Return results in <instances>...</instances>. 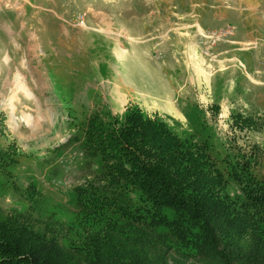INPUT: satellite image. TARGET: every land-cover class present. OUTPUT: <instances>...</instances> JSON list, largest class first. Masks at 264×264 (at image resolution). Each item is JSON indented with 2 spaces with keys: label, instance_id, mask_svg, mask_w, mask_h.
Here are the masks:
<instances>
[{
  "label": "rangeland",
  "instance_id": "rangeland-1",
  "mask_svg": "<svg viewBox=\"0 0 264 264\" xmlns=\"http://www.w3.org/2000/svg\"><path fill=\"white\" fill-rule=\"evenodd\" d=\"M256 3L264 12V0ZM220 4L240 9L252 3L0 0V217L23 212L35 229L47 231L50 222L60 230V240L68 236L75 208L67 190L92 174L75 164L76 144L58 157L56 151L95 111L123 115L138 106L182 135L213 143L221 169L226 151L244 156L242 162L256 156L254 174L264 181V52L263 65L248 49L220 60L214 42L233 28L210 36L190 25L198 18L213 20ZM198 9L206 14L192 16ZM167 79L198 107L190 119L171 88L160 89ZM54 166L60 177L49 182L46 172ZM65 247H60L63 258L85 255L80 247Z\"/></svg>",
  "mask_w": 264,
  "mask_h": 264
},
{
  "label": "trees",
  "instance_id": "trees-1",
  "mask_svg": "<svg viewBox=\"0 0 264 264\" xmlns=\"http://www.w3.org/2000/svg\"><path fill=\"white\" fill-rule=\"evenodd\" d=\"M75 132L56 155L76 144L75 164L92 176L67 190L75 208L68 236L60 240L50 222L35 229L23 212L0 217V264H264L256 156L242 162L226 151L221 169L213 143L138 106L123 115L95 111ZM58 166L46 180L60 177ZM61 245L80 247L86 259L61 257Z\"/></svg>",
  "mask_w": 264,
  "mask_h": 264
},
{
  "label": "crops",
  "instance_id": "crops-1",
  "mask_svg": "<svg viewBox=\"0 0 264 264\" xmlns=\"http://www.w3.org/2000/svg\"><path fill=\"white\" fill-rule=\"evenodd\" d=\"M256 2H258V0H251L252 4L249 5L250 7L241 6L240 9L231 6L228 8L226 4L216 5L213 20L207 21V17L204 18V20L202 18H198L194 23L191 22L190 25L193 28L194 26H198L200 33L204 35H208L206 33L211 35V33L225 30V28L227 30L229 28H233V34H230V36L224 38L223 40L214 42L215 53L218 55L220 60H222L223 57H234L237 52L248 49L246 51L249 52V54H253L259 64L263 65L262 53L264 52V43L261 42V39L264 35V12L256 7V5H258ZM195 5L198 4L193 2L190 6L192 7L190 10L195 11ZM202 14H206V11L202 12V10L198 9V11L193 13L192 16L196 15L201 17L203 16ZM244 44L250 46L248 48L242 47ZM234 50L235 53L232 52ZM246 68V71H248V69L252 71L248 65H246ZM250 77L252 78V76ZM156 80H158V78ZM167 80V86L166 84L163 85L162 82L160 83L158 81L159 84H161L159 85L160 89H165L166 87L171 88L173 96L177 97L178 108L184 114H187V120L190 119L189 113L191 111L195 112L196 109L198 110V107H196L195 103L190 102L189 99L183 95V92L177 90L178 85L171 83L169 79ZM183 105L185 107H182ZM170 109H173V111H179L176 107H170L169 110ZM169 114L170 112L165 115Z\"/></svg>",
  "mask_w": 264,
  "mask_h": 264
},
{
  "label": "built area",
  "instance_id": "built-area-1",
  "mask_svg": "<svg viewBox=\"0 0 264 264\" xmlns=\"http://www.w3.org/2000/svg\"><path fill=\"white\" fill-rule=\"evenodd\" d=\"M210 36H212V35H210ZM218 37V36H217Z\"/></svg>",
  "mask_w": 264,
  "mask_h": 264
}]
</instances>
